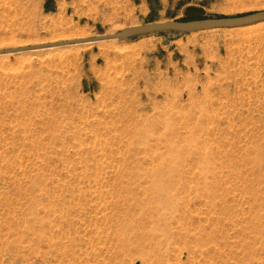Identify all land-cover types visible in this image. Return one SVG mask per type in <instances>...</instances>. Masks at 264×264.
<instances>
[{
	"label": "rangeland",
	"instance_id": "374dc122",
	"mask_svg": "<svg viewBox=\"0 0 264 264\" xmlns=\"http://www.w3.org/2000/svg\"><path fill=\"white\" fill-rule=\"evenodd\" d=\"M261 10L0 0V50ZM0 264H264V22L0 54Z\"/></svg>",
	"mask_w": 264,
	"mask_h": 264
},
{
	"label": "water",
	"instance_id": "95a60500",
	"mask_svg": "<svg viewBox=\"0 0 264 264\" xmlns=\"http://www.w3.org/2000/svg\"><path fill=\"white\" fill-rule=\"evenodd\" d=\"M264 22V10L251 12L244 15L230 16V17H213L201 18L187 21H162L150 22L141 25L130 26L124 28L113 34H104L92 38L66 40L61 42L39 44L32 46H21L15 48H8L0 50V54L20 52L26 50L39 49L51 46H64L73 43L95 42L107 39H127L140 35H147L159 32H179V33H195L200 31L214 30V29H231L245 27L257 23Z\"/></svg>",
	"mask_w": 264,
	"mask_h": 264
},
{
	"label": "bare ground",
	"instance_id": "6f19581e",
	"mask_svg": "<svg viewBox=\"0 0 264 264\" xmlns=\"http://www.w3.org/2000/svg\"><path fill=\"white\" fill-rule=\"evenodd\" d=\"M162 170V169H161ZM169 170V169H168ZM160 172V171H159ZM168 172V171H167ZM167 172L166 175H167ZM169 177V176H168ZM166 178V177H165ZM155 180V179H154ZM157 180V179H156ZM163 181V180H162ZM161 181V182H162ZM170 181V180H169ZM157 181H155V183H153V186H154V189L156 190V197H157V200H155V198H152V202L153 204L155 205H160V204H165L166 202V199H165V192L167 191L168 187L166 185H163L161 184L160 182L159 183H156ZM168 185H171V184H168ZM167 195V193H166ZM168 196V195H167ZM158 201V202H157ZM157 203V204H156Z\"/></svg>",
	"mask_w": 264,
	"mask_h": 264
}]
</instances>
